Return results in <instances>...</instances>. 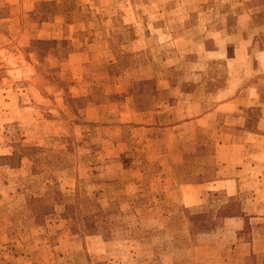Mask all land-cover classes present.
I'll list each match as a JSON object with an SVG mask.
<instances>
[{"label": "rangeland", "instance_id": "obj_1", "mask_svg": "<svg viewBox=\"0 0 264 264\" xmlns=\"http://www.w3.org/2000/svg\"><path fill=\"white\" fill-rule=\"evenodd\" d=\"M166 80L205 108L234 87L255 105L185 134L172 163L157 152L180 138L160 128L172 116L155 103L177 99L160 90ZM262 99L264 0H0V264H200L197 234L229 217L244 221L242 239L263 237L264 222L242 211L247 199L259 211L263 165L236 195L221 187L264 147ZM78 194L103 210L105 228H72ZM40 197L52 213L36 221Z\"/></svg>", "mask_w": 264, "mask_h": 264}, {"label": "crops", "instance_id": "obj_2", "mask_svg": "<svg viewBox=\"0 0 264 264\" xmlns=\"http://www.w3.org/2000/svg\"><path fill=\"white\" fill-rule=\"evenodd\" d=\"M246 42H250L249 40H245ZM204 52L208 53L211 52L209 49L204 47ZM164 85L160 87V90H163L165 93H170L169 95L175 96L174 101L171 102V99L164 98L163 100L157 101L155 106L157 108L164 107L167 110V114L172 116V120L168 121V123L164 124L160 127L162 130H166L172 132L173 137L179 136L180 140L178 139L177 142L171 143L167 142L162 147H158L157 152L158 157H171L172 163L181 162L185 157L186 152V144L187 142L183 139L185 134L190 133L193 130L195 133L193 137L190 139H195L198 135H200L201 131L204 132L206 128L211 126V123L216 119V116L220 112L225 113H233L239 107H249L255 105V101H248L245 97L236 96L234 91L236 88L234 87L228 94V98L221 100L218 104H216L213 108H205L204 103H206L200 97H194L185 95L183 97L182 93H180V87L177 85H172L170 81L166 80L163 81ZM229 83V81H228ZM199 86V85H198ZM229 85H225L222 89V93L226 92ZM194 93V92H193ZM192 107V108H191ZM202 107V109H201ZM198 109L195 113H187L183 114L184 111L189 112L191 109ZM147 115H153L154 113H159V110L150 109L147 111ZM173 114L176 116L173 117ZM238 117L234 118L238 120V125L240 128H243L245 125V117L242 115H237ZM151 119V117L149 118ZM155 122H140L139 127L144 129H151L152 125ZM244 131V130H242ZM245 134L253 135V136H260V133H253L250 131H244ZM262 136V135H261ZM182 138V140H181ZM189 139V138H188ZM192 139V140H193ZM221 145V144H220ZM219 145V146H220ZM242 145V143H241ZM245 143L243 144V146ZM215 149V153L221 149ZM255 147V148H254ZM176 158L172 159V156ZM212 156L211 153L208 157ZM245 161L243 164H239L234 166L235 173L233 174L234 177H230V179H225L227 185L223 184L222 189L225 190L227 195H236L240 192V181L242 180H250L252 175H248L249 171H254L256 167L261 164L263 167L261 168L259 174H261L260 178H257L259 181L260 179H264V147L260 146H253V149L248 153L246 157H244ZM160 165L163 167L168 164L165 160H161ZM225 166V165H222ZM237 166V167H236ZM230 167V166H229ZM236 168H238L236 170ZM245 177H242L244 176ZM223 179H215L212 182H221ZM208 182H201V185H205ZM182 185H190V183L181 184ZM262 186V185H261ZM261 186H259L260 189ZM209 189L208 186H206ZM256 194V191H254ZM262 193V192H261ZM254 201L252 202L255 207L259 208V211L253 210L251 212L250 202L248 200L242 204V211L244 213L252 214L250 217L257 222L263 221L264 222V200H259L256 202V197H252ZM256 203V204H255ZM244 221L241 217H229L225 218L224 222L215 230L198 233L197 235L202 238L201 243L194 246V251L197 252L195 256V261L200 264H248V262L252 261L253 257L257 253H263L264 256V236L263 237H256L250 240H244L240 236H238V232L243 228ZM199 254L201 256H199ZM257 263V262H256ZM262 263H264V258H262Z\"/></svg>", "mask_w": 264, "mask_h": 264}, {"label": "trees", "instance_id": "obj_3", "mask_svg": "<svg viewBox=\"0 0 264 264\" xmlns=\"http://www.w3.org/2000/svg\"><path fill=\"white\" fill-rule=\"evenodd\" d=\"M48 41L38 40V42L42 44L47 43ZM261 101L264 102L263 99ZM250 110L255 109L252 108ZM247 129L253 131V128L250 126H247ZM46 200L45 197L31 199V208L36 221H39L41 218L52 213V207L46 202ZM68 218L74 222L72 228L81 229L86 233L99 231L101 227L105 228L103 210L95 204L93 200L83 195L78 194V196H76L74 204L70 207ZM104 238L107 239L106 237Z\"/></svg>", "mask_w": 264, "mask_h": 264}]
</instances>
